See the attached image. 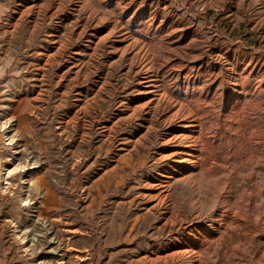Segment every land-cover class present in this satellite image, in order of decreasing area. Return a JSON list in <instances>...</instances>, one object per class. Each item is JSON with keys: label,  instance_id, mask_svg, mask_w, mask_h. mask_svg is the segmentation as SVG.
Returning a JSON list of instances; mask_svg holds the SVG:
<instances>
[{"label": "rangeland", "instance_id": "1", "mask_svg": "<svg viewBox=\"0 0 264 264\" xmlns=\"http://www.w3.org/2000/svg\"><path fill=\"white\" fill-rule=\"evenodd\" d=\"M0 264H264V0H0Z\"/></svg>", "mask_w": 264, "mask_h": 264}]
</instances>
